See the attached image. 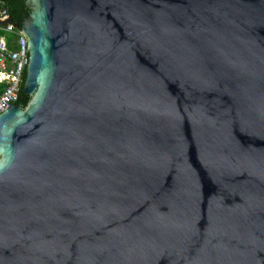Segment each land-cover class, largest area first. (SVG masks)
I'll return each instance as SVG.
<instances>
[{
    "label": "water",
    "instance_id": "1",
    "mask_svg": "<svg viewBox=\"0 0 264 264\" xmlns=\"http://www.w3.org/2000/svg\"><path fill=\"white\" fill-rule=\"evenodd\" d=\"M27 7L0 264H264V0Z\"/></svg>",
    "mask_w": 264,
    "mask_h": 264
},
{
    "label": "built area",
    "instance_id": "2",
    "mask_svg": "<svg viewBox=\"0 0 264 264\" xmlns=\"http://www.w3.org/2000/svg\"><path fill=\"white\" fill-rule=\"evenodd\" d=\"M29 59L28 37L12 21L9 9L0 6V115L19 99Z\"/></svg>",
    "mask_w": 264,
    "mask_h": 264
},
{
    "label": "trees",
    "instance_id": "3",
    "mask_svg": "<svg viewBox=\"0 0 264 264\" xmlns=\"http://www.w3.org/2000/svg\"><path fill=\"white\" fill-rule=\"evenodd\" d=\"M27 1L28 0L0 1V6H6L9 9L10 14H11V19L16 24L17 27L20 26V23L24 20L25 15L30 12V10L27 7ZM25 79H26V72L24 75V81ZM3 87H4V84L0 82V94L3 90ZM29 100H30V97L26 96L23 93V91H21L18 102L21 103L23 107H26Z\"/></svg>",
    "mask_w": 264,
    "mask_h": 264
},
{
    "label": "flooded vegetation",
    "instance_id": "4",
    "mask_svg": "<svg viewBox=\"0 0 264 264\" xmlns=\"http://www.w3.org/2000/svg\"><path fill=\"white\" fill-rule=\"evenodd\" d=\"M5 1V0H4Z\"/></svg>",
    "mask_w": 264,
    "mask_h": 264
}]
</instances>
